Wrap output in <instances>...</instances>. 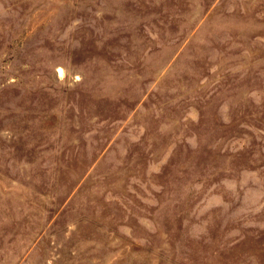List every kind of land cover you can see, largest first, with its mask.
Listing matches in <instances>:
<instances>
[{"label": "rangeland", "instance_id": "374dc122", "mask_svg": "<svg viewBox=\"0 0 264 264\" xmlns=\"http://www.w3.org/2000/svg\"><path fill=\"white\" fill-rule=\"evenodd\" d=\"M0 264H264V0H0Z\"/></svg>", "mask_w": 264, "mask_h": 264}]
</instances>
